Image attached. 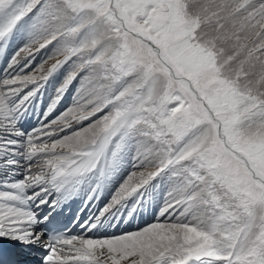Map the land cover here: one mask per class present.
I'll return each instance as SVG.
<instances>
[{
  "label": "snow or ice",
  "instance_id": "snow-or-ice-1",
  "mask_svg": "<svg viewBox=\"0 0 264 264\" xmlns=\"http://www.w3.org/2000/svg\"><path fill=\"white\" fill-rule=\"evenodd\" d=\"M0 264H264V0H0Z\"/></svg>",
  "mask_w": 264,
  "mask_h": 264
},
{
  "label": "rangeland",
  "instance_id": "rangeland-1",
  "mask_svg": "<svg viewBox=\"0 0 264 264\" xmlns=\"http://www.w3.org/2000/svg\"><path fill=\"white\" fill-rule=\"evenodd\" d=\"M38 60H39V57H38ZM67 103H68V101L66 100V101L64 102V104L61 105V108L58 109L57 114H58L59 111H61V110L63 109V107H64ZM46 104H47V99H46V101H45V105H46ZM151 219H152V216H150V218H149L148 221H150ZM101 259H103V258H101Z\"/></svg>",
  "mask_w": 264,
  "mask_h": 264
},
{
  "label": "bare ground",
  "instance_id": "bare-ground-1",
  "mask_svg": "<svg viewBox=\"0 0 264 264\" xmlns=\"http://www.w3.org/2000/svg\"><path fill=\"white\" fill-rule=\"evenodd\" d=\"M104 203V202H103ZM112 230H108V232H111Z\"/></svg>",
  "mask_w": 264,
  "mask_h": 264
}]
</instances>
